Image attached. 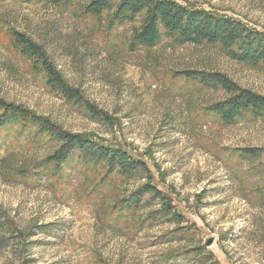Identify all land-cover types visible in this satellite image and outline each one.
<instances>
[{
  "label": "rangeland",
  "instance_id": "rangeland-1",
  "mask_svg": "<svg viewBox=\"0 0 264 264\" xmlns=\"http://www.w3.org/2000/svg\"><path fill=\"white\" fill-rule=\"evenodd\" d=\"M176 1L264 30V0ZM140 23L136 17L110 26L106 13L84 16L76 4L0 0V97L119 146L149 169L127 177L73 163L54 171L44 162L54 141L38 138L34 127L1 130L0 264H264V114L223 123L205 108L229 94L182 76L219 72L264 95V64L169 39L130 50ZM13 30L42 45L66 81L106 116L92 117L52 91L11 46ZM244 148L263 152L243 157ZM147 182L181 222L165 212L152 217L161 202L143 192L138 209H120Z\"/></svg>",
  "mask_w": 264,
  "mask_h": 264
},
{
  "label": "trees",
  "instance_id": "trees-1",
  "mask_svg": "<svg viewBox=\"0 0 264 264\" xmlns=\"http://www.w3.org/2000/svg\"><path fill=\"white\" fill-rule=\"evenodd\" d=\"M44 1L56 8H68L76 4L84 16L99 17L106 13L110 26L132 22L136 17H141L139 27L132 32L130 50L151 48L163 39H169L175 45L193 43L216 46L237 61L252 65L264 64V30L199 6L182 4L176 0ZM10 43L16 51L29 59L32 69L44 74L46 85L61 98L83 106L92 117L102 119L106 116L91 105L79 89L66 81L42 45L16 30L10 33ZM182 76L202 87L220 88L229 94L227 98L205 108L209 115L223 123H232L246 114L253 117L264 114V95L239 86L225 74L185 70L182 71ZM14 125H19L21 129L34 127L38 138L44 136L57 144L53 152L44 159L45 164H51L54 171L61 170L63 164L76 163L83 168L103 165L108 173L115 172L127 177L149 173L145 161L132 156L127 150L104 144L87 135L72 133L49 118L0 97V131H6ZM241 151L243 157H259L263 149L244 148ZM142 192L161 202V207L151 214L152 217L165 212V216L171 214L177 221H182V215L174 210L167 197L149 182L142 186L141 192H133L125 197L119 205L120 209H138L141 204L139 194ZM1 226L11 228L9 223H2ZM40 228L45 232H54L48 226L41 225Z\"/></svg>",
  "mask_w": 264,
  "mask_h": 264
},
{
  "label": "water",
  "instance_id": "water-1",
  "mask_svg": "<svg viewBox=\"0 0 264 264\" xmlns=\"http://www.w3.org/2000/svg\"><path fill=\"white\" fill-rule=\"evenodd\" d=\"M212 241L209 239L207 242H206V245H209Z\"/></svg>",
  "mask_w": 264,
  "mask_h": 264
}]
</instances>
